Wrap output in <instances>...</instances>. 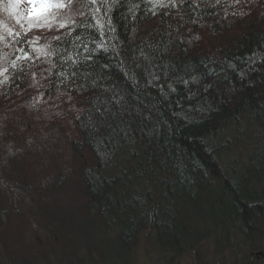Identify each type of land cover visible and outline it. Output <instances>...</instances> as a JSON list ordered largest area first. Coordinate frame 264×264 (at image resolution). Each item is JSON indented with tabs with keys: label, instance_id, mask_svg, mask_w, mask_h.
Wrapping results in <instances>:
<instances>
[{
	"label": "trees",
	"instance_id": "trees-1",
	"mask_svg": "<svg viewBox=\"0 0 264 264\" xmlns=\"http://www.w3.org/2000/svg\"><path fill=\"white\" fill-rule=\"evenodd\" d=\"M213 1L79 0L48 59L13 63L37 57L26 38L0 58V264H132L146 236L167 255L257 238L264 0Z\"/></svg>",
	"mask_w": 264,
	"mask_h": 264
},
{
	"label": "rangeland",
	"instance_id": "rangeland-1",
	"mask_svg": "<svg viewBox=\"0 0 264 264\" xmlns=\"http://www.w3.org/2000/svg\"><path fill=\"white\" fill-rule=\"evenodd\" d=\"M168 1L170 3V0ZM178 2H180V0H175V3ZM212 2L214 1L212 0ZM78 3L79 0H72V3L67 8L54 10L56 19L52 23L51 28H32L27 33H25V30L16 23L14 17L8 15L4 10L3 13L0 11V51L4 50V48L10 47V55L4 56V53L0 52V58L11 56V54L15 51V47L13 48L12 45L18 40H23L26 38L25 41L30 43V46L33 48V50L41 49L42 51H36L37 57L28 55L27 59L23 58L24 55H18L17 59L13 63L16 65L22 64L24 66L27 64H36L40 55L41 58L48 59L49 52H47L46 49L48 48L49 40L46 37L51 36L55 39V36L61 32L72 29L75 26L74 24L78 20ZM203 5L209 6L210 3L206 2L203 3ZM20 10L22 11V9ZM170 11L171 16L174 9L171 8ZM60 23H65L66 26L60 28ZM26 26L27 25L25 24V27ZM9 29H11L14 34L19 33V36L9 35ZM37 37L39 39H36ZM21 49L22 48L19 47L17 51L20 52ZM19 56L20 58L18 59ZM37 102L41 104L39 97ZM48 108H51V106L48 105ZM48 108L47 106L45 108L38 107V110L43 113L44 111H47ZM16 125L19 126L18 121H16ZM262 206L264 209V202ZM256 223L257 225L253 228L254 232L257 234L256 239L253 236H248V239L240 238L238 236H229V244L219 245L217 247V242L211 238L210 240L207 239L199 242L194 248H191L187 251L167 255L166 253H162L160 250L157 251L155 245L150 242L148 240L149 238L146 236L144 238H139L136 242L130 244V250L126 252L128 253V257L132 261V264H242L243 262H247V260H249L246 257L247 255L262 256L259 254L261 246L256 245L261 243V236L264 235V217L260 223L258 221H256ZM216 239L217 241L220 240L221 235L217 234ZM65 241L68 242L69 240ZM61 246L63 245L61 244ZM63 252L66 253V248H64ZM70 258L71 257H68V260L71 261L72 259ZM262 258H264V256H262ZM249 264L252 263L249 262Z\"/></svg>",
	"mask_w": 264,
	"mask_h": 264
},
{
	"label": "snow or ice",
	"instance_id": "snow-or-ice-1",
	"mask_svg": "<svg viewBox=\"0 0 264 264\" xmlns=\"http://www.w3.org/2000/svg\"><path fill=\"white\" fill-rule=\"evenodd\" d=\"M92 3H96L97 0H91ZM219 2V0H217ZM238 3L239 0H236ZM0 3L4 4V11L8 15L15 18L16 23L25 30V33L30 31L32 28H51L52 23L55 21L56 17L54 15V10H60L67 8L72 0H0ZM171 7H176L175 0H170ZM157 5H153L156 7ZM159 6L168 7V4H160ZM22 9V11L20 10ZM97 12L100 11L99 8L96 9ZM155 14V13H153ZM25 24L27 25L25 27ZM97 24L103 28V24L100 20H97ZM65 23H60L59 27H65ZM9 35L19 36V33H13L11 29L8 30ZM36 39H39L38 37ZM59 39V37H56ZM21 51H23L21 49ZM34 51L40 52L41 49H34ZM20 57H18L19 59ZM25 59L28 58V54L24 53ZM4 71H7L5 69ZM7 79V78H5Z\"/></svg>",
	"mask_w": 264,
	"mask_h": 264
}]
</instances>
